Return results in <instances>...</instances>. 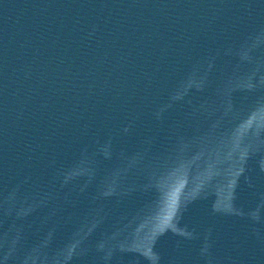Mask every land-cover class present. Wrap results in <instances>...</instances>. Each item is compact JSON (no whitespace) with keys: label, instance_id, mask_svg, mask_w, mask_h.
I'll return each instance as SVG.
<instances>
[{"label":"water","instance_id":"1","mask_svg":"<svg viewBox=\"0 0 264 264\" xmlns=\"http://www.w3.org/2000/svg\"><path fill=\"white\" fill-rule=\"evenodd\" d=\"M0 264H264V0H0Z\"/></svg>","mask_w":264,"mask_h":264}]
</instances>
